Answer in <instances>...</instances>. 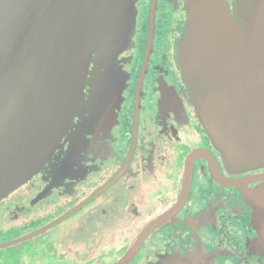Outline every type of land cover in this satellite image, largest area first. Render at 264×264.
Instances as JSON below:
<instances>
[{"label":"flooded vegetation","instance_id":"obj_1","mask_svg":"<svg viewBox=\"0 0 264 264\" xmlns=\"http://www.w3.org/2000/svg\"><path fill=\"white\" fill-rule=\"evenodd\" d=\"M190 1H137L111 117L109 99L76 116L52 159L0 198V264H117L129 253L125 264H264L244 190L264 168H226L178 65Z\"/></svg>","mask_w":264,"mask_h":264},{"label":"water","instance_id":"obj_2","mask_svg":"<svg viewBox=\"0 0 264 264\" xmlns=\"http://www.w3.org/2000/svg\"><path fill=\"white\" fill-rule=\"evenodd\" d=\"M137 1L0 0V198L52 159L76 116L112 100L111 117ZM187 11L177 60L197 115L229 171L264 168V0H191ZM258 180L244 190L264 247Z\"/></svg>","mask_w":264,"mask_h":264},{"label":"rangeland","instance_id":"obj_3","mask_svg":"<svg viewBox=\"0 0 264 264\" xmlns=\"http://www.w3.org/2000/svg\"><path fill=\"white\" fill-rule=\"evenodd\" d=\"M131 46V45H130ZM130 46H129V48H130ZM128 49V48H127ZM212 141V140H211ZM213 143V142H212ZM214 145V144H213ZM215 147V146H214ZM218 152V151H217ZM219 153V152H218ZM252 171H254V170H252ZM230 172H232V173H235V174H238V173H245V172H250V171H246V170H244V171H241V172H234V171H230ZM60 238H61V240L62 241H65V239H64V237L62 238V236H60ZM61 241V242H62ZM74 244H76V241L74 242ZM56 259V258H55ZM76 259V257L75 256H72L68 261H76L75 260ZM55 264H57V263H55ZM66 264H68V262L66 263Z\"/></svg>","mask_w":264,"mask_h":264}]
</instances>
